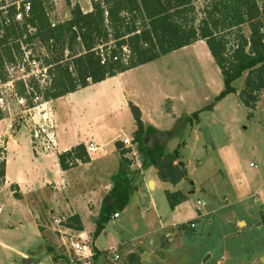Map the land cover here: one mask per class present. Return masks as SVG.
Listing matches in <instances>:
<instances>
[{
    "label": "rangeland",
    "instance_id": "obj_1",
    "mask_svg": "<svg viewBox=\"0 0 264 264\" xmlns=\"http://www.w3.org/2000/svg\"><path fill=\"white\" fill-rule=\"evenodd\" d=\"M45 1L52 20H66V13L71 10L66 0ZM92 1L73 0L71 4L80 5L85 12L93 8ZM206 4V0L195 3L199 20ZM244 32L248 36L247 26ZM35 49L42 57L39 45ZM157 64L162 74L172 70L171 106L178 110L177 119L192 117L200 111L199 121L171 137L166 146L167 153H172L180 142H186L181 162L186 164L188 177L178 187L165 182L153 190L146 185L144 191L136 190L126 208L119 211L121 219L112 217L97 237L98 217L87 218L100 254L98 264H133L129 259L132 255L137 256L138 264H264V226L260 223V205L264 203V97L253 111L241 103L239 92L244 88L245 73L234 83L236 93L224 97L212 111H202L224 89L223 76L206 44L163 56ZM16 68L10 78L18 81L26 75L21 60H17ZM167 86L165 82L163 88ZM4 99L6 106L0 109L4 118L13 117L18 122L19 118L29 117L26 102L16 92H6ZM41 102H34V106ZM168 107L166 104L164 112L158 114L153 110L151 114L164 126L170 121ZM122 122L124 133L131 135L130 119L124 116ZM175 126L176 121L169 131ZM143 160H147L144 154L140 162ZM132 170L135 171L129 172L130 176L137 169ZM178 190L189 195L176 211L171 208L167 193ZM198 201L205 203L199 210ZM39 213L40 219L47 218L48 214L40 208ZM12 220L16 225L18 219L13 216ZM240 221H245L246 226L241 227ZM57 236L62 243L61 236ZM7 241L18 242L11 237ZM61 243L47 242L53 255L61 256L60 260ZM112 247H116L113 249L120 259H113ZM146 250L150 253L143 258ZM0 264L24 261L0 250Z\"/></svg>",
    "mask_w": 264,
    "mask_h": 264
},
{
    "label": "trees",
    "instance_id": "obj_2",
    "mask_svg": "<svg viewBox=\"0 0 264 264\" xmlns=\"http://www.w3.org/2000/svg\"><path fill=\"white\" fill-rule=\"evenodd\" d=\"M198 1L93 0L92 11L84 13L80 5L72 6V0H66L71 19L53 27L46 1L30 0L31 12L25 23L5 28L0 78L7 81L5 64L16 61L13 50L19 52L21 42L30 46L38 43L45 48L49 56L44 60L51 65V85L40 89L34 83L28 90L22 81L16 83L17 95L26 102L27 109H32L35 97L45 102L56 100L203 41L221 71L224 89L202 111H212L220 100L236 93L234 83L245 73L239 99L246 108L255 110L264 95V0H206L200 20L195 6ZM28 26L35 31L30 33ZM129 107L137 127L133 139L139 153L156 168L161 181L177 186L188 177L187 170L179 165L186 142H180L172 153L166 151L167 142L197 123L200 111L176 120L173 130L160 132L143 122L138 106L130 103ZM3 118L0 110V120ZM147 137L153 141L146 142ZM116 145L121 154L120 170L112 177L113 187L102 204L95 237L115 213L126 208L138 189L134 173L129 175L131 161L125 156L128 150ZM58 158L63 171L91 161L84 144ZM4 177L5 163L0 168V178ZM15 196L18 197L17 192ZM167 198L172 209L188 201V196L180 191L168 192ZM260 223L264 226V205ZM65 226L84 231L79 216L68 218ZM95 253L97 257L99 252ZM60 258L55 257V261ZM129 259L138 264L136 255Z\"/></svg>",
    "mask_w": 264,
    "mask_h": 264
},
{
    "label": "crops",
    "instance_id": "obj_3",
    "mask_svg": "<svg viewBox=\"0 0 264 264\" xmlns=\"http://www.w3.org/2000/svg\"><path fill=\"white\" fill-rule=\"evenodd\" d=\"M91 11L92 6L83 12ZM66 15L70 20V11ZM204 44L200 41L192 46ZM162 58L101 83L90 84L59 99L43 101L37 107L28 109L29 117L19 118L18 122L13 117L0 120V144H4L6 149L5 177L1 179L0 188L1 251L18 256L24 264H62L61 260L55 261L56 256L47 246V242L60 245L61 241L57 234L41 227L39 208L48 214L46 219L79 216L83 232L92 233L90 229L93 228L88 227L86 219L93 215L98 217L105 198L112 190V177L120 170L121 154L116 144L125 149L122 140L133 138L137 128L130 103L140 108L147 126L160 132L169 131L178 120V110L171 106L173 97L169 84L172 70L164 74L160 72L157 63ZM165 82L168 86L163 88ZM166 104L170 109V121L164 126L151 114L153 110L158 114L164 112ZM184 107L187 108L188 103ZM124 116L130 119L133 126L131 135L124 133ZM37 125L44 127L46 134L39 135L41 131ZM47 137L55 141V148L50 152L44 146L43 140L47 141ZM90 143L95 145L96 150L90 154L89 163L79 164L67 171L61 169L60 154L79 144L87 148ZM186 147L187 144L183 152ZM134 168L137 169L133 173L138 193L144 191L145 185L153 190L165 183L159 179L150 161L139 160L135 165L131 161L129 172L135 171L132 170ZM263 205L261 203L260 208ZM13 216L18 219L16 225L13 224ZM242 224L246 226L245 221L239 222L240 226ZM10 237L18 242L9 244L7 240ZM146 253L150 251L146 250L143 258H147ZM99 258L100 254L96 257V264Z\"/></svg>",
    "mask_w": 264,
    "mask_h": 264
},
{
    "label": "built area",
    "instance_id": "obj_4",
    "mask_svg": "<svg viewBox=\"0 0 264 264\" xmlns=\"http://www.w3.org/2000/svg\"><path fill=\"white\" fill-rule=\"evenodd\" d=\"M55 2L57 0H54ZM73 1V0H72ZM97 1V0H95ZM31 12V4L30 0H0V49L2 48V41L5 39L6 32L5 28H11L16 24H24L25 20H27L30 16ZM49 15V12H48ZM70 15V14H69ZM69 15H66V20H62L61 22L50 19L52 26H57L59 23H64L68 21ZM50 16V15H49ZM29 27V32L32 33L35 29ZM21 48L20 51L17 52L13 50V56L16 59L14 63H6L5 71L8 75L7 81H3L0 78V109H4L6 106L4 94L8 91L16 92V83L22 81L28 90H31V84L36 83L39 85L40 89L47 88L51 85L52 78L50 74L51 65H47L44 58L49 56V53L45 50V48L41 47L38 43H34L33 45L25 44L24 42L20 43ZM42 50V57H38L36 46ZM127 52V50L125 49ZM66 55L68 53L66 52ZM17 60L22 61V67L25 69L26 75H24L21 80H11L10 75L16 71ZM24 63V64H23ZM34 81V82H33ZM23 100V99H22ZM38 100H41L40 97H35L34 102L36 103ZM40 129L41 134H46V130L44 127L37 125ZM12 129L13 126L11 125ZM39 135H36L39 138ZM44 139V146L46 151H50L55 148V141L50 137ZM125 149L128 150L125 155L130 161H132V165H135L139 162L141 154L138 151L137 144L134 143L133 138H125L122 140ZM96 150V147L93 143L87 147L88 154L93 153ZM5 153L6 149L4 144H0V168L3 163H5ZM1 192V190H0ZM205 203L202 201L197 202V207L204 206ZM1 211V206H0ZM120 217L119 213H115L113 218L118 219ZM68 218H48V219H40L41 227L46 230H51L53 233L61 236V247L63 250V261L64 264H96V253L94 248V237L91 234L86 232H80L77 230H73L67 228L65 223ZM192 227H195V224H192ZM110 254L113 255L114 260L120 259L119 254L114 249L110 250Z\"/></svg>",
    "mask_w": 264,
    "mask_h": 264
},
{
    "label": "water",
    "instance_id": "obj_5",
    "mask_svg": "<svg viewBox=\"0 0 264 264\" xmlns=\"http://www.w3.org/2000/svg\"><path fill=\"white\" fill-rule=\"evenodd\" d=\"M155 140V139H154ZM149 141H153V139L151 138V137H147L146 138V142H149ZM179 165L181 166V167H185V164L183 163V162H179Z\"/></svg>",
    "mask_w": 264,
    "mask_h": 264
}]
</instances>
